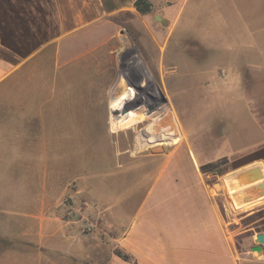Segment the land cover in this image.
<instances>
[{
	"label": "rangeland",
	"instance_id": "1",
	"mask_svg": "<svg viewBox=\"0 0 264 264\" xmlns=\"http://www.w3.org/2000/svg\"><path fill=\"white\" fill-rule=\"evenodd\" d=\"M146 51L122 29L106 46L64 67L38 57L17 86L1 89L0 264H142L122 246L146 196L142 185L128 183L130 154L136 139L144 138L137 131L157 129L152 115L171 107L185 146H200L196 127L210 131L221 119L234 120L241 80L234 64L219 66L223 80L217 72L204 85L185 77L183 52L208 62L218 50H163L173 57L162 66L159 50ZM134 57L161 98L153 114L149 98L144 102L131 86L137 80ZM197 154L193 150L198 187L192 196L205 194L221 209L230 248L226 264H241L249 234L243 226L264 215V203L253 204L261 192L245 187L239 202L225 181L240 162L220 157L203 172ZM175 183L177 195L182 186Z\"/></svg>",
	"mask_w": 264,
	"mask_h": 264
},
{
	"label": "crops",
	"instance_id": "2",
	"mask_svg": "<svg viewBox=\"0 0 264 264\" xmlns=\"http://www.w3.org/2000/svg\"><path fill=\"white\" fill-rule=\"evenodd\" d=\"M149 2L151 10L140 13L133 0H0V91L17 86L34 59L41 57L55 68L64 67L106 46L122 29L128 30L147 54L159 50V62L171 64L173 56L166 57L163 50H218L208 62L183 52L185 77L200 79L197 84L204 85L210 73L217 72L219 77L222 66L239 67V107L234 120L221 119L210 131L206 126L196 127L200 146L191 142L185 146L171 107L152 115L158 121L157 129L154 125L150 131H137V136L144 138L136 139L130 154L128 183L142 185L146 196L122 246L142 264H226L230 248L221 209L209 205L205 194L192 196L198 187L193 150L201 151L197 154L203 158L198 159L201 165L220 157L240 162L238 171L226 179L259 166L262 179L229 190L238 192L234 198L243 203L246 193L242 189L250 186L262 196L253 204L264 203V0ZM133 59L137 80L131 86L138 98L144 102L145 96L149 98L147 108L153 114L161 98L139 58ZM142 76L146 79L141 80ZM189 95L192 92L186 90ZM128 100L122 97L121 102ZM176 180L182 186L177 195ZM263 220L261 215L243 226L242 232L249 234L245 238L248 249L240 252L241 264H264V244L261 251L250 249L258 244L256 234L264 232Z\"/></svg>",
	"mask_w": 264,
	"mask_h": 264
},
{
	"label": "water",
	"instance_id": "3",
	"mask_svg": "<svg viewBox=\"0 0 264 264\" xmlns=\"http://www.w3.org/2000/svg\"><path fill=\"white\" fill-rule=\"evenodd\" d=\"M163 98V95H162ZM164 99V98H163ZM262 171L259 166H254L249 168L243 172H240L228 179L227 184L230 190L237 189L239 187L246 186L250 183H253L259 179H262ZM255 241L258 243L256 245L251 246V250L253 251H261L262 245L264 244V232H260L256 234Z\"/></svg>",
	"mask_w": 264,
	"mask_h": 264
},
{
	"label": "trees",
	"instance_id": "4",
	"mask_svg": "<svg viewBox=\"0 0 264 264\" xmlns=\"http://www.w3.org/2000/svg\"><path fill=\"white\" fill-rule=\"evenodd\" d=\"M133 4H134V7L140 13H147L151 10V3L149 2V0H133ZM213 164H214L213 162H208L204 165H201L200 169L204 172L207 166H211Z\"/></svg>",
	"mask_w": 264,
	"mask_h": 264
}]
</instances>
